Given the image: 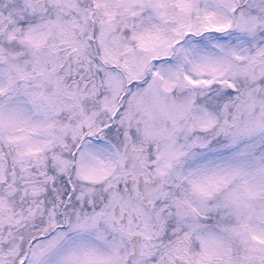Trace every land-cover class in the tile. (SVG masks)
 <instances>
[{"label": "snow or ice", "instance_id": "1", "mask_svg": "<svg viewBox=\"0 0 264 264\" xmlns=\"http://www.w3.org/2000/svg\"><path fill=\"white\" fill-rule=\"evenodd\" d=\"M0 264H264V0H0Z\"/></svg>", "mask_w": 264, "mask_h": 264}]
</instances>
